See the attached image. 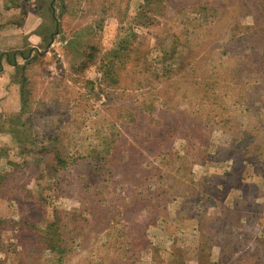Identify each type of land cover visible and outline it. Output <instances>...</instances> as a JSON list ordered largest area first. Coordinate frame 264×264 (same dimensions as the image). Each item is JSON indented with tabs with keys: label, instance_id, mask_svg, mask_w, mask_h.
<instances>
[{
	"label": "rangeland",
	"instance_id": "rangeland-1",
	"mask_svg": "<svg viewBox=\"0 0 264 264\" xmlns=\"http://www.w3.org/2000/svg\"><path fill=\"white\" fill-rule=\"evenodd\" d=\"M0 264H264V0H0Z\"/></svg>",
	"mask_w": 264,
	"mask_h": 264
},
{
	"label": "trees",
	"instance_id": "trees-1",
	"mask_svg": "<svg viewBox=\"0 0 264 264\" xmlns=\"http://www.w3.org/2000/svg\"><path fill=\"white\" fill-rule=\"evenodd\" d=\"M92 51L95 50L90 46L87 53H84L87 65L95 62V52L93 53ZM129 51L128 42L125 41V38H123L119 43H115V45L107 52L110 54V58L108 54H106L107 60L100 62V69L104 77H106L104 78V81L108 84V86L118 83L117 71L124 70L126 68V58L129 57ZM115 63L118 64V67H116ZM51 245H53V243Z\"/></svg>",
	"mask_w": 264,
	"mask_h": 264
}]
</instances>
